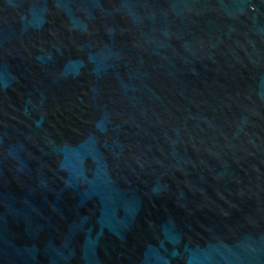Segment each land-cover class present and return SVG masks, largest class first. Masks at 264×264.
I'll list each match as a JSON object with an SVG mask.
<instances>
[{
    "label": "water",
    "instance_id": "1",
    "mask_svg": "<svg viewBox=\"0 0 264 264\" xmlns=\"http://www.w3.org/2000/svg\"><path fill=\"white\" fill-rule=\"evenodd\" d=\"M0 264H264V0H0Z\"/></svg>",
    "mask_w": 264,
    "mask_h": 264
}]
</instances>
